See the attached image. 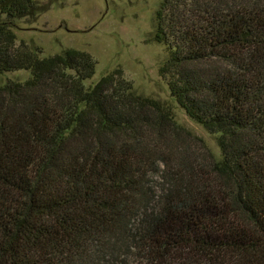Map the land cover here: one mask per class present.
Wrapping results in <instances>:
<instances>
[{
	"label": "trees",
	"instance_id": "obj_1",
	"mask_svg": "<svg viewBox=\"0 0 264 264\" xmlns=\"http://www.w3.org/2000/svg\"><path fill=\"white\" fill-rule=\"evenodd\" d=\"M0 0V264H264V0H161L171 98L220 156L120 68L42 57Z\"/></svg>",
	"mask_w": 264,
	"mask_h": 264
},
{
	"label": "rangeland",
	"instance_id": "obj_2",
	"mask_svg": "<svg viewBox=\"0 0 264 264\" xmlns=\"http://www.w3.org/2000/svg\"><path fill=\"white\" fill-rule=\"evenodd\" d=\"M46 10L15 23L16 43L33 45L47 57L65 49L89 53L95 60L92 85L120 68L134 91L158 100L175 122L200 138L215 157L220 156L217 135L193 122L171 98L159 68L167 57L164 45L152 39L154 15L161 0H35ZM27 70L0 74V85L24 81Z\"/></svg>",
	"mask_w": 264,
	"mask_h": 264
}]
</instances>
